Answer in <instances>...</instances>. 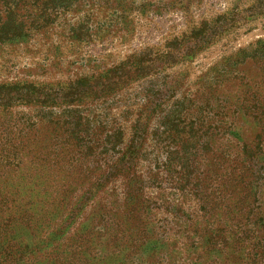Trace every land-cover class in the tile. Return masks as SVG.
<instances>
[{
    "label": "rangeland",
    "instance_id": "1",
    "mask_svg": "<svg viewBox=\"0 0 264 264\" xmlns=\"http://www.w3.org/2000/svg\"><path fill=\"white\" fill-rule=\"evenodd\" d=\"M0 264H264V0H0Z\"/></svg>",
    "mask_w": 264,
    "mask_h": 264
},
{
    "label": "trees",
    "instance_id": "2",
    "mask_svg": "<svg viewBox=\"0 0 264 264\" xmlns=\"http://www.w3.org/2000/svg\"><path fill=\"white\" fill-rule=\"evenodd\" d=\"M168 54H170V53H168ZM183 55H184V57H188L186 53H184ZM163 56H165V55H163ZM130 153H124V157L125 158H129L130 157V155H129Z\"/></svg>",
    "mask_w": 264,
    "mask_h": 264
}]
</instances>
